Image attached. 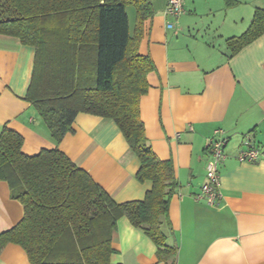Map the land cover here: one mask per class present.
<instances>
[{
    "label": "crops",
    "instance_id": "obj_1",
    "mask_svg": "<svg viewBox=\"0 0 264 264\" xmlns=\"http://www.w3.org/2000/svg\"><path fill=\"white\" fill-rule=\"evenodd\" d=\"M150 1L153 14L143 23L138 52L154 69L140 117L153 151L175 166L179 188L170 201L168 238L178 249L175 264H264V34L233 55L228 42L249 29L264 0H185L178 18L166 15L168 0ZM129 8L133 36L136 9L131 15ZM34 65L33 47L0 35V130L19 133L29 156L59 149L117 203L143 200L152 185L137 180L140 161L114 121L79 113L72 133L60 143L52 138L26 100ZM219 129L227 158L219 167L222 206L214 208L195 196L207 180ZM246 137L261 152L255 162L238 159L248 148ZM23 217L24 206L0 181V234ZM112 244L114 264H164L154 242L125 217ZM0 264L30 261L22 247L9 244Z\"/></svg>",
    "mask_w": 264,
    "mask_h": 264
},
{
    "label": "trees",
    "instance_id": "obj_2",
    "mask_svg": "<svg viewBox=\"0 0 264 264\" xmlns=\"http://www.w3.org/2000/svg\"><path fill=\"white\" fill-rule=\"evenodd\" d=\"M128 6L136 9L133 36ZM152 14L150 0H0V35L35 49L26 100L52 138L60 143L72 133L79 113L112 120L140 161L137 180L152 185L143 200L117 203L65 153L55 148L26 155L24 138L3 126L0 181L24 206V217L0 234V256L15 244L30 264H114L113 237L125 217L154 242L158 262L175 264L178 249L168 244L170 201L179 188L175 166L153 151L140 117L154 65L138 43ZM263 34L259 9L249 29L229 39L231 55Z\"/></svg>",
    "mask_w": 264,
    "mask_h": 264
},
{
    "label": "built area",
    "instance_id": "obj_3",
    "mask_svg": "<svg viewBox=\"0 0 264 264\" xmlns=\"http://www.w3.org/2000/svg\"><path fill=\"white\" fill-rule=\"evenodd\" d=\"M184 2L185 0H168L166 15L178 18L185 12ZM173 26V24L168 25L169 28H172ZM222 133L223 131L220 129L215 131L217 137L211 141L210 160L206 167L207 180L202 186L200 193L195 196L196 201H202L214 208H220L222 206L223 199V195L220 190L221 179L219 167L220 164L227 158L224 151L227 141L221 136ZM246 145L248 148L240 153L238 157L239 161H257L261 156V152L250 137H246Z\"/></svg>",
    "mask_w": 264,
    "mask_h": 264
},
{
    "label": "rangeland",
    "instance_id": "obj_4",
    "mask_svg": "<svg viewBox=\"0 0 264 264\" xmlns=\"http://www.w3.org/2000/svg\"><path fill=\"white\" fill-rule=\"evenodd\" d=\"M134 7L133 6H130V8H129V12L131 13V15H132V12L134 11Z\"/></svg>",
    "mask_w": 264,
    "mask_h": 264
}]
</instances>
